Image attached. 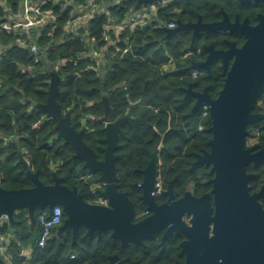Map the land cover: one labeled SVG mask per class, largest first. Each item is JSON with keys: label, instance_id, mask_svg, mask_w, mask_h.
Instances as JSON below:
<instances>
[{"label": "trees", "instance_id": "obj_1", "mask_svg": "<svg viewBox=\"0 0 264 264\" xmlns=\"http://www.w3.org/2000/svg\"><path fill=\"white\" fill-rule=\"evenodd\" d=\"M4 1L11 11H16L20 2ZM225 1L195 0L186 4L177 0L173 9L177 8L181 13L169 16L167 21H185V18L190 17L186 13L191 16L212 15L219 6L227 9ZM134 5L135 1L129 0L119 8H110L111 15L121 19L133 12ZM3 17L4 12L0 7V19ZM103 23V17L94 21L89 28L90 34L99 37ZM126 35L130 39V51L122 57L105 61L103 75L85 73L76 77L72 68L62 70L58 74L61 81L57 102L63 114L71 115V126L76 131L87 127L83 140L98 153V139L104 137L103 124L99 119H90V116H102L100 98L102 93H107L113 119L129 115L118 134V143L128 155H138L134 167L145 166L149 153L162 142L160 163L163 180H166L170 172L172 175L179 172L183 179L192 159L187 148L196 147L198 142L208 148L211 123L209 119L202 121L204 130L198 132L200 117L190 116L193 101L184 102L183 93L179 90V87L189 83L181 69L188 64L179 60L182 39L165 40L164 30L150 28ZM3 41L7 48L0 60V136L12 140L5 143L0 139V187L5 190L32 187V183L21 171L19 154H22L30 162L32 171L40 170L39 178L45 185L53 184L50 165L59 163L56 174L62 178V184L69 188L76 187L84 200L92 201L95 196L91 194L89 186L78 181V177L87 171L82 170V161L72 159V147L56 138L55 123L46 119L37 128H31L32 124L45 116L37 105L46 103L50 77L42 74L43 67L34 64L27 49L15 45L13 35L3 36ZM82 48L83 45L77 39L67 40L63 45L52 47L48 51V57L52 60L59 56L70 58ZM169 56L173 57L177 71L163 72L162 67L169 61ZM19 66H31L32 71L23 75L19 72ZM222 84L223 76L219 71H215L210 79L193 83L197 90L210 85L213 98L217 96ZM137 101V106H130ZM251 126L250 134L255 129L264 134V122H256ZM259 142L264 145V135ZM260 168L264 172V166ZM117 169L120 177L129 171L132 174L131 181L139 182L141 179L133 172V168L117 166ZM43 213L49 214L47 209L38 211L37 215L35 212L36 223L30 222L25 210L14 215L15 230L8 248L12 261L8 264H108L109 255L119 254L117 243H113L108 236L104 234L101 241L96 242L94 238L86 236L84 228H80L76 234L75 242L69 232L58 236L55 230V235L51 236L45 247H39L37 243L41 226L38 218ZM7 231L10 232L9 226L0 228L2 233ZM27 247L31 248L28 259L20 257V251ZM0 264L7 263L0 258Z\"/></svg>", "mask_w": 264, "mask_h": 264}, {"label": "water", "instance_id": "obj_2", "mask_svg": "<svg viewBox=\"0 0 264 264\" xmlns=\"http://www.w3.org/2000/svg\"><path fill=\"white\" fill-rule=\"evenodd\" d=\"M134 9L142 4H149L160 0H134ZM247 2L248 0H238ZM257 1V0H255ZM224 20L216 24L183 25L178 22L175 29H165V40L175 37L178 31L193 30L194 37L199 31H222L232 34H240L246 38V42L240 49L234 47V43H227L229 49L225 53L217 55L223 64L226 74L223 87L217 98L209 95L210 87L204 88L201 93L186 91L185 99L191 95L196 99L191 114L198 110L202 104L209 106L210 131L212 139L209 141L210 153L198 156L200 162L212 165L211 174L214 178L212 194L216 199L217 213L210 218L207 209L205 220V234L208 233V224L215 222V236L202 240V234L198 233L203 218L192 220L195 234L191 241L183 244V252L187 256V264H264V210L256 202L258 197L264 196V189L258 194H250L248 185L253 175L246 173L249 164L257 166L264 164V148L258 152L252 151L258 146L246 148V138L249 133L247 127L264 120V115L252 114L251 111L258 99L264 94V16L259 17V23L255 27H249L247 20L242 24L238 20L233 24H226ZM45 59V54L41 53ZM233 63L228 70V59ZM191 63L190 70L206 67L211 75L208 62ZM51 80L47 91L45 104L37 105L46 117L55 123L57 139H61L65 145L74 150L73 160L82 161V170L99 175L97 183L103 184L104 190L99 195L107 200L106 206L91 205L83 200L76 187L69 188L62 184V178L52 171V185L41 182L40 170L32 171L25 159L19 154V162L25 178L32 183V187L18 190H5L0 187V215H7L10 224V233H14V215L21 210L27 212L31 223H36L35 212L47 209L50 213L54 206H61L65 219L57 228V235H63L71 229L73 242L80 228L86 230V235L94 232L100 238L104 230L111 229L113 240H119L121 247L129 244H139L146 233L144 228L147 221L159 220V217L151 218L139 224H132L133 207L127 200V194L119 193L116 189L117 169L116 156L113 150L117 148L118 133L123 124L129 119L125 116L114 122L112 108L107 93H102L100 103L103 108L102 121L105 124V138L101 140L106 145L101 149L105 154L103 161L97 160L96 153L84 142L83 137L87 129L76 131L71 126V115L63 114L57 96L59 94V77L55 73L50 74ZM148 167L142 172L143 199H153L152 194L156 189L157 152L152 154ZM197 161V162H199ZM172 184L168 186L171 192ZM200 229V230H201ZM122 264L118 257L113 256L110 264Z\"/></svg>", "mask_w": 264, "mask_h": 264}, {"label": "flooded vegetation", "instance_id": "obj_3", "mask_svg": "<svg viewBox=\"0 0 264 264\" xmlns=\"http://www.w3.org/2000/svg\"><path fill=\"white\" fill-rule=\"evenodd\" d=\"M179 1H184L186 4H190L195 0ZM176 2L177 0H175L174 4ZM225 2L227 3V9H225L223 6H219L217 11L212 15H207L208 17L202 16L200 14H195L194 16H191L186 13V16L190 17L185 18V21H182L181 19H176L175 28L178 27V22H181L183 25H195L198 22L203 25L220 23L224 20V15H226L227 17V21H225L227 25L235 23L236 20H238L239 24H242L245 20H247V24L249 27H255L259 23V17L264 16V0H248L247 2H239L238 0H226ZM180 13V10L174 8L173 14L178 15ZM179 38L182 39L181 44H183L181 45V56L179 57V60L185 63L187 62L188 64L187 66L181 69L183 72H185L187 79L189 80V83L184 87H179V90L183 93L184 102L193 101V108L196 103V99L192 95L188 99H185L184 97L186 95V91L190 89L191 93H201L203 92L205 87L209 86V95L211 96L210 85L203 86L202 89L197 90L196 88H194L193 83L195 81H204L206 79H210L215 71H219L221 73V75L223 76L224 83L226 74L223 71L222 60L217 55H219V53L227 52V50L229 49V45L227 43H234V47L236 49H240L246 42V38L240 34H232L229 32L222 31H210L208 33L204 31H199L194 37L193 30H183L178 31L175 37H170L167 40ZM208 58H210V61L208 62V66L211 72L210 76L209 71L206 67L193 70L189 69L191 63H204L208 60ZM232 63L233 59L229 58L228 70L231 67ZM175 70L177 71L176 66L174 64V66L171 67L170 71L174 72ZM195 70L197 71L196 75H192ZM221 89L218 91V93L221 91ZM217 96L215 98H217ZM215 98L212 97V99ZM138 104L139 102L137 101L135 103L130 104V106L134 107ZM204 105L206 104H202L194 113V115L191 114L192 108L190 110L191 117L196 115H199L200 117L198 132H202L204 130L203 125L201 124V122L205 120L201 116V108ZM251 113L264 115V94H262V97L258 99ZM102 116L100 118H94L93 116H90V119L101 120ZM207 119L210 120V116ZM115 121L117 120H114V122ZM260 121L264 122V120ZM101 122L103 124L104 132L105 124L102 120ZM251 125L247 127L249 135L246 138L245 146L246 148L258 146V148L252 151V153H256L261 148H264V145L259 142L260 137L264 134H262V132H259L255 143L250 144L249 136L252 129ZM104 138L105 132L104 137L98 139V142L100 143V145L96 147L98 153L93 150L97 155L98 161H103L105 157V154L101 152V149L106 147V145L101 142V140ZM211 139L212 133L211 138L207 141L208 148H206L204 145H201L200 142H198V145L192 149L190 147L187 148V150L190 151L192 159L188 163L189 170L185 172L183 179H181V174L179 172H176L173 175L172 172H170L167 175L166 180H163L161 176L160 152L163 150L162 142L154 151L149 153V159L146 162L145 166L134 167V162L136 161L138 155L134 153L128 155V153L121 150L122 148L119 145L117 139V148L113 150V155L117 157L115 160L116 169L117 166L128 167V169L133 168V172L137 173L141 177L139 182H134L131 181L132 174L129 171L123 174V177H120L119 171L117 169V180L115 182L116 189L119 193L127 194V200L132 204V224H139L151 218H155L156 216L159 217V220L155 221L154 224L153 221H147L144 230L146 233H149V235L146 238H143L141 243L129 244L125 248L121 247V243L119 240L112 239L111 229L104 230L101 233L100 238L98 237L96 232H94L91 236L86 235L88 238H94L96 242H100L102 239V235L105 234L111 239L113 243H117L119 247V254L113 253L109 255L107 257L108 264H110V259L113 256H117L118 262H121L122 264H187V256L183 252V244H188L191 241V236L195 234V224L194 230L192 231V220L194 218L195 220L203 218L202 229L201 226L198 229V233L202 234L203 242H205V237L210 239L215 236V222H211L208 224L209 229L207 234H205L204 230L206 225L204 217L206 215L207 209L209 211L210 218H214L217 213L216 199L212 194V184H210V181L214 178V173L211 174L212 165H206L204 162H200L197 158L198 156H203L204 153L211 152V147L208 144ZM154 152H157V190L152 194L153 199H143V189L141 188V184L143 183L142 172L148 167L152 159L151 156ZM260 166H264V164H258L257 166L249 164L246 167V173L253 175V178L248 183V185L251 187V190L249 192L251 195L258 194L261 192L262 189H264V177H262V175H264L262 173L264 172H262ZM249 167H251V170L253 171L248 170ZM89 173L92 177L91 183L98 186V193H100L104 190V186L103 184H99L96 182L99 178V175L93 172ZM252 181H255V183ZM158 184H160V189L157 186ZM170 184H172L171 192H168L167 194L168 186ZM128 189L130 190V192H128ZM84 201L91 205H107L106 199H103V204H98L96 202V199H92V201ZM256 202L260 205L261 209L264 210V196L258 197L256 199ZM62 217H64L62 218V220L64 221L65 215L63 214ZM68 232L70 233L73 240L71 229H68L65 233ZM115 264H117V262Z\"/></svg>", "mask_w": 264, "mask_h": 264}, {"label": "built area", "instance_id": "obj_4", "mask_svg": "<svg viewBox=\"0 0 264 264\" xmlns=\"http://www.w3.org/2000/svg\"><path fill=\"white\" fill-rule=\"evenodd\" d=\"M129 0H20L16 11H11L4 0H0V7L4 17L0 19V60L4 57L6 44H3V36L13 35L14 43L19 48L27 49L33 57L34 64H40L42 74L50 77L51 73L59 74L62 70L72 68L76 77L85 73H94L97 76L103 75L104 64L108 59H115L126 55L130 49V39L126 34H132L145 29H174L175 21H167L173 15V4L175 0H160L149 4H142L137 10L125 15L123 18H115L111 15L110 8H119ZM99 17L104 18L99 37L91 35L89 28ZM64 20V21H63ZM78 40L83 48L70 58L56 57L49 59L48 51L54 46H60L67 40ZM2 40V41H1ZM41 53L45 54V59ZM162 67L167 72L174 66L172 56ZM32 71L31 66H19L21 74H28ZM196 70L192 75H196ZM59 77V75H58ZM51 77L48 83L50 84ZM59 77V83H60ZM1 88V85H0ZM65 115V114H64ZM201 116L207 119L210 116L207 105L202 106ZM48 119L42 116L40 120L32 124L31 128ZM49 120V119H48ZM83 122V121H82ZM87 129V127H84ZM259 135L255 129L249 136V143L254 144ZM5 143H10L12 138L0 136ZM22 155V154H21ZM30 168V162L24 158ZM59 163L51 164L50 169L57 171ZM89 172L81 174L78 181L89 186L90 192L95 196L98 204L104 201L99 193L98 186L91 183ZM160 189V184L157 185ZM158 194V192H157ZM62 209L54 206L52 211L46 215L39 216L41 233L38 239V246L45 247L52 236V229L62 224ZM9 226L7 215H0V228ZM11 243L9 231L0 232V258L5 263H11L8 255V248ZM20 257L28 259V248L20 251Z\"/></svg>", "mask_w": 264, "mask_h": 264}, {"label": "rangeland", "instance_id": "obj_5", "mask_svg": "<svg viewBox=\"0 0 264 264\" xmlns=\"http://www.w3.org/2000/svg\"><path fill=\"white\" fill-rule=\"evenodd\" d=\"M57 138V137H56ZM38 214V211H36V215ZM56 228L52 229V235H55Z\"/></svg>", "mask_w": 264, "mask_h": 264}, {"label": "crops", "instance_id": "obj_6", "mask_svg": "<svg viewBox=\"0 0 264 264\" xmlns=\"http://www.w3.org/2000/svg\"><path fill=\"white\" fill-rule=\"evenodd\" d=\"M28 248V253H29V255H30V253H31V248L30 247H27Z\"/></svg>", "mask_w": 264, "mask_h": 264}]
</instances>
